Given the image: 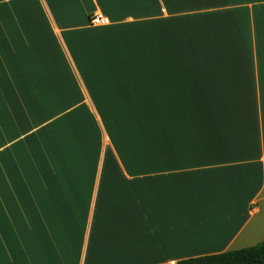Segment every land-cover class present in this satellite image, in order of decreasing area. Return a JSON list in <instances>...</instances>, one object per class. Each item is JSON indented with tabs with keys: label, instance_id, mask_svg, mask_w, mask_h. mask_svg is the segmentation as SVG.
Returning a JSON list of instances; mask_svg holds the SVG:
<instances>
[{
	"label": "crops",
	"instance_id": "0c3cea01",
	"mask_svg": "<svg viewBox=\"0 0 264 264\" xmlns=\"http://www.w3.org/2000/svg\"><path fill=\"white\" fill-rule=\"evenodd\" d=\"M0 11L13 199L72 230L60 262L31 238L34 264H176L264 240V0Z\"/></svg>",
	"mask_w": 264,
	"mask_h": 264
},
{
	"label": "rangeland",
	"instance_id": "374dc122",
	"mask_svg": "<svg viewBox=\"0 0 264 264\" xmlns=\"http://www.w3.org/2000/svg\"><path fill=\"white\" fill-rule=\"evenodd\" d=\"M22 1L24 0H0V10H2L4 15L6 10L9 11L7 14L10 16V6L18 5ZM16 11L19 14L20 10L18 9ZM32 26L35 27L34 25ZM0 41V63L5 66L4 44L6 42ZM0 76V80H2V75L0 74ZM0 87L2 86L0 85ZM1 96L2 93L0 90V264H34V257L31 258V256L33 254L32 252L36 250V247L33 245L35 244V240H38V243L41 246H45L47 250H53L51 255L56 253L58 257L54 256L52 259L59 260L58 262H60L63 258H60V253L57 251L62 249L67 252L69 240L72 238V230L68 227L69 218H66L61 228L59 221L61 217L31 215L34 212L32 210H35L32 208L42 209L45 202H21L20 200L16 201L13 199L14 195H12V192L15 191L11 186L12 175L10 173L8 174L5 164L6 136L3 126L6 115V104ZM32 123L34 124L36 122ZM34 138L36 136L32 137L31 140H34ZM28 142L29 140L24 145L26 148ZM39 143L44 144L42 137ZM26 148L24 151L28 155ZM12 155L13 153L11 154L9 152L10 162L14 164L16 163L15 157ZM62 203L65 204L66 202ZM51 229L52 231H50ZM31 238L36 239L29 242L31 246H28V241ZM65 262L67 263L68 261L65 260Z\"/></svg>",
	"mask_w": 264,
	"mask_h": 264
},
{
	"label": "trees",
	"instance_id": "16d2710c",
	"mask_svg": "<svg viewBox=\"0 0 264 264\" xmlns=\"http://www.w3.org/2000/svg\"><path fill=\"white\" fill-rule=\"evenodd\" d=\"M91 16H89L88 22ZM176 264H264V240L256 246L246 249L187 259Z\"/></svg>",
	"mask_w": 264,
	"mask_h": 264
},
{
	"label": "built area",
	"instance_id": "2783aa9c",
	"mask_svg": "<svg viewBox=\"0 0 264 264\" xmlns=\"http://www.w3.org/2000/svg\"><path fill=\"white\" fill-rule=\"evenodd\" d=\"M89 24L94 27L107 26L109 24V20L102 14H93L89 19Z\"/></svg>",
	"mask_w": 264,
	"mask_h": 264
}]
</instances>
